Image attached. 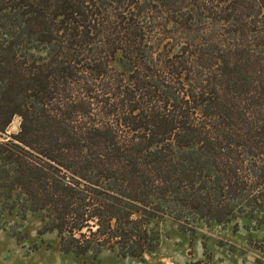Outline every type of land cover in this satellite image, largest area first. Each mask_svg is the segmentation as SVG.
<instances>
[{
  "label": "trees",
  "instance_id": "trees-1",
  "mask_svg": "<svg viewBox=\"0 0 264 264\" xmlns=\"http://www.w3.org/2000/svg\"><path fill=\"white\" fill-rule=\"evenodd\" d=\"M5 214L91 264L262 224L264 0H0Z\"/></svg>",
  "mask_w": 264,
  "mask_h": 264
},
{
  "label": "rangeland",
  "instance_id": "rangeland-1",
  "mask_svg": "<svg viewBox=\"0 0 264 264\" xmlns=\"http://www.w3.org/2000/svg\"><path fill=\"white\" fill-rule=\"evenodd\" d=\"M15 118L8 132L15 131ZM0 220V264H91L90 255L64 253L55 232L40 234L41 221L32 215ZM19 224L20 236L11 233ZM158 248L142 258L122 257L104 250L99 264H264V222L242 219L225 224L200 223L194 231L166 221L160 226Z\"/></svg>",
  "mask_w": 264,
  "mask_h": 264
}]
</instances>
